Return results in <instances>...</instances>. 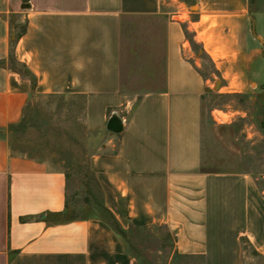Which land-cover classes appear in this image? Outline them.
I'll list each match as a JSON object with an SVG mask.
<instances>
[{"label": "crops", "instance_id": "1", "mask_svg": "<svg viewBox=\"0 0 264 264\" xmlns=\"http://www.w3.org/2000/svg\"><path fill=\"white\" fill-rule=\"evenodd\" d=\"M252 1L0 0V264H141L102 218L64 219V170L12 150L9 126L36 94L86 99L88 130L107 135L92 165L124 227L166 226L174 253L203 264H246L245 239L264 264V189L249 171L205 167L210 78L188 54L191 33L224 92L264 85L251 74L264 55ZM21 18L15 57L35 82L10 60ZM147 51L163 57L162 83L137 89L140 76L158 74L134 68ZM114 113L121 133L107 129Z\"/></svg>", "mask_w": 264, "mask_h": 264}, {"label": "rangeland", "instance_id": "2", "mask_svg": "<svg viewBox=\"0 0 264 264\" xmlns=\"http://www.w3.org/2000/svg\"><path fill=\"white\" fill-rule=\"evenodd\" d=\"M252 4L256 18L254 32L264 38V0H253ZM20 21L19 26L24 23L22 18ZM188 39L192 44L188 54L193 55L194 61L210 78L204 103L207 125L204 139L205 167L249 171L264 189V85L255 88L257 84L254 82L247 93L224 92L222 83L215 88L216 80L221 79L220 75L216 73L212 61L200 52L201 46L194 41L191 33H188ZM146 53V58H135V70L139 71L141 68L138 64L142 63L151 70L157 66L158 74L153 78L148 73H145L144 78L140 76L134 84L137 89L157 88L162 83L163 65L161 67L160 61L163 57L158 56L159 52L157 57H150L149 51ZM128 58L126 54V64ZM251 74L264 84V55L252 66ZM124 82L127 87L128 76L124 77ZM29 106L34 124L30 123L31 126L20 134L24 150L48 161L52 168L64 170L68 174V197L72 211L79 215L89 214V192L95 197L101 196L100 181L92 165V157L103 150L107 135L105 132L88 130L83 99L79 96L36 94ZM129 111H124L125 116L129 115ZM217 115L221 119H217ZM130 235L132 250L139 252L151 264H203L201 257L174 260V238L166 226L134 228L130 230ZM244 247L246 264H260L254 248L249 244Z\"/></svg>", "mask_w": 264, "mask_h": 264}, {"label": "trees", "instance_id": "3", "mask_svg": "<svg viewBox=\"0 0 264 264\" xmlns=\"http://www.w3.org/2000/svg\"><path fill=\"white\" fill-rule=\"evenodd\" d=\"M182 1H184L188 5H194L196 3V0H182ZM18 28H19V30H17V32L13 33V36H15V37L12 38V48H11V53H10V60H11L13 67H17L22 72V74L31 77L33 79V81L35 82V76L33 75V73L28 69V67L26 65L19 62L15 57L16 41L24 33L26 26L24 24L20 25V26L18 25ZM81 98L83 99V110L85 111L86 99H84V97H82V96H81ZM29 105H30V102L26 106V109L24 111V115H23L22 119L18 123H14V124H11L9 126V132H10V144H11L12 150L33 155L31 153H28L26 150H24V147L22 145V144H24V142L20 140L21 132L26 131L27 128L29 126H31V124L32 125L34 124V123H32L33 121H31V115H30L31 113H30V106ZM263 116H264V114H263ZM35 126H37V125L35 124ZM67 177H68V174H67ZM98 184L100 185V194H101L100 198L95 197V194H93L92 192H89L90 196L92 198L91 197L88 198L87 202H90L89 204H90L91 212L89 214H86V215H79L78 213H75L71 209V205H70L69 197H68L67 212H66L64 219L88 218L90 216H98V217L102 218L104 221L109 223L110 226L127 241L131 253L135 257H137L140 260V262H142L143 264H151V262L148 261L147 259H145L139 252H135L132 250L133 245H132V241H131L130 230L134 229V228L150 229V227H157V226L140 227V226L132 224L128 228L124 227L121 224V222L119 221V219L116 217V215L106 206L105 200H104L103 188H102L100 182ZM169 232H170V230H169ZM170 234L172 235L171 232H170ZM172 237H173V235H172ZM245 245L246 244H245V239H244V246ZM255 253L258 254L256 250H255ZM173 257L175 260L178 258L194 257V256L185 255V254H182V253H179L178 251H176L174 253ZM203 261H204V259H203Z\"/></svg>", "mask_w": 264, "mask_h": 264}, {"label": "water", "instance_id": "4", "mask_svg": "<svg viewBox=\"0 0 264 264\" xmlns=\"http://www.w3.org/2000/svg\"><path fill=\"white\" fill-rule=\"evenodd\" d=\"M24 1L27 2V0ZM24 7L26 8V5H24ZM220 85H221V79H217L215 82V88L220 87ZM124 128H125V121L123 117L119 113L112 114L108 120L107 129L111 132L121 133L124 130Z\"/></svg>", "mask_w": 264, "mask_h": 264}, {"label": "built area", "instance_id": "5", "mask_svg": "<svg viewBox=\"0 0 264 264\" xmlns=\"http://www.w3.org/2000/svg\"><path fill=\"white\" fill-rule=\"evenodd\" d=\"M220 117V116H219Z\"/></svg>", "mask_w": 264, "mask_h": 264}]
</instances>
